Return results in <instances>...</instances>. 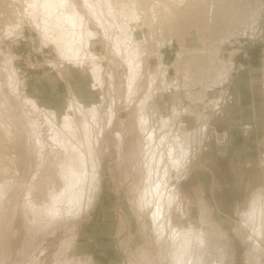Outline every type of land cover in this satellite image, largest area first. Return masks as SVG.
Returning a JSON list of instances; mask_svg holds the SVG:
<instances>
[{
    "label": "rangeland",
    "instance_id": "374dc122",
    "mask_svg": "<svg viewBox=\"0 0 264 264\" xmlns=\"http://www.w3.org/2000/svg\"><path fill=\"white\" fill-rule=\"evenodd\" d=\"M16 1L0 0V131L15 155L0 176V264H264V0H189L169 18L173 0ZM205 53L225 72L206 88L208 66L202 81L189 68ZM41 110L60 151L40 141ZM177 133L191 151L180 166ZM40 163L60 182L43 202L30 191Z\"/></svg>",
    "mask_w": 264,
    "mask_h": 264
},
{
    "label": "bare ground",
    "instance_id": "6f19581e",
    "mask_svg": "<svg viewBox=\"0 0 264 264\" xmlns=\"http://www.w3.org/2000/svg\"><path fill=\"white\" fill-rule=\"evenodd\" d=\"M10 1V0H9ZM12 1V0H11ZM18 1V0H17ZM17 1H16V3H17ZM49 0H43V6H44V4H47V2H48ZM57 0H54L53 1V3H55ZM60 1V0H59ZM62 1V0H61ZM65 1V0H64ZM189 0H187V1H185V0H173V2H172V7H173V9L172 8H170V6L168 5L169 3H171V2H168V3H163L162 1V4H163V7H162V11H163V15H167L166 16V18H169V17H172V16H174V14L175 15H177L178 13H177V11H179L180 12V14L181 15H184L185 13L183 12L186 8H185V6H182L184 3H185V5H187V3H189L188 2ZM208 1L209 0H207V3H208ZM24 2V1H23ZM28 2V1H27ZM164 2H166V1H164ZM187 2V3H186ZM10 3V2H9ZM12 4H13V2H11ZM42 3V2H41ZM62 4H63V1L61 2ZM194 3V2H193ZM197 3V2H196ZM196 3H194L195 5H196ZM210 3V2H209ZM212 3V2H211ZM8 4V3H7ZM32 4H33V1H32ZM56 4V3H55ZM55 4H54V7H56L55 6ZM60 4V3H59ZM161 4V5H162ZM174 4H176L177 6L176 7H179L178 8V10L177 9H175L176 7L174 6ZM27 5V4H26ZM30 5V4H29ZM33 5H35V4H33ZM49 5H51V3L49 4ZM49 5H47V6H49ZM57 5H58V2H57ZM194 5V6H195ZM204 5L206 6V4L204 3ZM219 5H221V4H219ZM11 6H13V5H11ZM11 6H9V7H11ZM15 6L16 7H14V8H16V11H18L19 9L17 8V5L15 4ZM37 6H39V5H37ZM40 6H42V5H40ZM61 6V5H60ZM59 6V7H60ZM133 6V5H132ZM181 6H182V9H181ZM188 6H190V4L188 5ZM202 6V5H201ZM44 7H46V6H44ZM196 7H199V5L198 6H196ZM196 7H193L194 9L196 8ZM204 7V6H203ZM207 7V6H206ZM213 7V6H212ZM211 7V8H212ZM222 7V6H221ZM220 7V8H221ZM13 8V7H12ZM13 8V9H14ZM28 8V7H27ZM27 8H26V10H27ZM33 8V7H32ZM48 8V7H47ZM53 8V7H52ZM131 8V7H130ZM184 8V9H183ZM190 8H191V6H190ZM189 8V9H190ZM219 8V6L217 5V10H219L218 9ZM35 9V8H34ZM44 9V8H43ZM46 9V8H45ZM175 9V10H174ZM194 9H192V10H194ZM213 9V8H212ZM223 9V8H222ZM36 10V9H35ZM38 10V9H37ZM55 10V9H54ZM176 11V12H174V11ZM191 10V11H192ZM197 10H199V9H197ZM205 10H207V8L205 9ZM209 10V9H208ZM63 11V10H62ZM135 11H136V9H135ZM188 11V10H187ZM194 11H196V10H194ZM210 11H211V9H210ZM209 11V12H210ZM213 11V10H212ZM211 11V12H212ZM216 11V10H215ZM215 11H213V12H215ZM219 11H221V10H219ZM218 11V12H219ZM13 12V11H12ZM26 13H27V11H25ZM55 12V11H54ZM161 12V11H160ZM182 12L184 13V14H182ZM193 12V11H192ZM204 12V11H203ZM210 12V13H211ZM15 13H18V12H14V14ZM188 13V12H187ZM194 13V12H193ZM192 13V14H193ZM197 13H198V11H197ZM199 13H201L200 11H199ZM199 13H198V15H199ZM205 13V12H204ZM13 14V15H14ZM36 14V13H35ZM56 14V13H55ZM60 14V13H59ZM58 14V15H59ZM64 14V13H63ZM160 14V13H159ZM179 14V15H180ZM195 14L196 13H194V15H192V17H193V19H195ZM1 15V14H0ZM10 15H12V14H10ZM28 15V14H27ZM37 16H38V14H36ZM67 15V14H66ZM66 15H64L65 17H67ZM74 15V14H73ZM117 15H118V13H117ZM138 13H135L134 12V8H132V10L130 9V13H129V15L128 16H132V17H134L135 16V18L136 17H138ZM187 15V14H186ZM197 15V19L199 20H196L197 22H194L195 20H193V22H194V24L196 23L197 25H199V29L202 31V30H205V20L203 21V25H202V21L199 19L200 17ZM212 15V14H211ZM210 15V18L212 17V19H214L213 18V16H211ZM217 15V14H216ZM219 15V14H218ZM29 16V15H28ZM36 16V17H37ZM60 16H63L62 14L60 15ZM59 16V17H60ZM116 16V15H115ZM127 16V15H126ZM140 16V15H139ZM188 16V15H187ZM200 16H201V14H200ZM206 16V15H205ZM215 16V15H214ZM30 17H33L32 15L30 16ZM35 17V18H36ZM55 17V16H54ZM81 17V16H80ZM184 17V16H183ZM14 18V21H16V18L17 17H13ZM56 18V17H55ZM62 18V17H61ZM67 18H71V17H67ZM76 18H78V16L76 17ZM129 18V17H128ZM160 18H161V14H160ZM181 18H182V16H181ZM187 18H190V17H187ZM217 18V17H216ZM9 19V18H8ZM34 19V18H33ZM38 19H39V17H38ZM44 19V18H43ZM43 19H42V16H40V20L41 21H43ZM45 19H47V18H45ZM54 19V18H53ZM69 19H67V20H69ZM116 19V18H115ZM155 19V18H154ZM174 19V18H173ZM172 19V20H173ZM179 19V18H178ZM177 19V20H178ZM185 17L182 19L184 22H185ZM202 19V18H201ZM204 19V18H203ZM219 19H221V18H219ZM9 20H11V19H9ZM8 20V21H9ZM39 20V21H40ZM48 20V19H47ZM56 20H58L57 18L55 19V21ZM71 20V19H70ZM73 20H75V18H73ZM79 20V19H78ZM139 20V19H138ZM207 20H208V17H207ZM3 21V20H2ZM7 21V20H6ZM7 21V22H8ZM13 21V22H14ZM49 21V20H48ZM47 21V22H48ZM60 21V20H59ZM58 21V22H59ZM62 21V20H61ZM64 22H65V20H63ZM76 21V20H75ZM81 21V20H80ZM80 21H79V23H80ZM83 21V20H82ZM118 21V20H117ZM180 21H181V19H180ZM43 22H45V21H43ZM42 22V23H43ZM52 22V21H51ZM69 22H72V21H69ZM68 22V23H69ZM78 22V21H77ZM156 22V21H155ZM154 22V23H155ZM158 22V21H157ZM209 22V21H208ZM207 22V23H208ZM220 22V21H219ZM221 22H223V21H221ZM4 23V22H3ZM49 23V22H48ZM47 23V24H48ZM54 23V22H53ZM56 23V22H55ZM68 23H65L66 25L68 24ZM76 23V22H75ZM82 23V22H81ZM177 23H179V22H177ZM183 23V22H182ZM212 23H213V21H212ZM215 23V22H214ZM218 23V22H217ZM5 24V23H4ZM45 25H47L46 23H44ZM62 24H63V22H62ZM163 25H164V23H162ZM180 24V23H179ZM195 24V25H196ZM14 26L16 25L17 26V22H14V24H13ZM13 25H11L10 26V28H12V27H14ZM40 25V24H39ZM44 25V26H45ZM56 25V24H55ZM66 25L64 26V27H66ZM69 25H70V23H69ZM69 25H67V27L69 26ZM78 25V24H77ZM79 25H81V24H79ZM119 25V24H118ZM162 25V26H163ZM166 25V24H165ZM188 25V24H187ZM36 26V25H35ZM49 26V25H48ZM157 26V25H156ZM181 26V25H180ZM182 26H183V24H182ZM57 27H59V26H57ZM63 27V28H64ZM79 27V26H78ZM153 27V26H152ZM221 27V26H220ZM9 28V27H8ZM19 29H20V27H18ZM40 28H42L41 26H40ZM45 28V27H44ZM43 28V30H46V29H44ZM61 28V27H60ZM74 28V27H73ZM80 28V27H79ZM161 28V27H160ZM14 29V28H13ZM49 29H50V26H49ZM9 30V29H8ZM17 30V29H16ZM42 29H40V31H41ZM71 30V29H70ZM87 30V29H86ZM165 30V29H164ZM4 31V30H3ZM10 31H11V29H10ZM50 31V30H49ZM69 31V30H68ZM79 31V30H78ZM77 31V32H78ZM152 31V30H151ZM19 32V30H17V33ZM45 32V31H44ZM55 32V31H54ZM59 32H60V30H59ZM70 32H72V31H70ZM74 32H76V31H74ZM87 32V31H86ZM13 33H14V31H13ZM83 33V32H82ZM82 33H80V34H82ZM88 33V32H87ZM91 33V32H90ZM90 33H88V34H90ZM49 34V33H48ZM59 34V33H58ZM66 35H67V33H65ZM72 34V33H71ZM79 34V35H80ZM83 34H85V33H83ZM82 34V35H83ZM49 35H53V36H56L54 33H53V31H50V34ZM49 35H47V36H49ZM66 35H65V37H63V38H66ZM74 35V34H73ZM44 36H46V35H44ZM58 36V35H57ZM68 36H69V34H68ZM86 36V35H85ZM50 37V39H52L51 38V36H49ZM88 37V36H87ZM45 38H47V37H45ZM53 38H55V37H53ZM70 39H71V35H70V37H69ZM76 38V37H75ZM80 38H81V36H80ZM82 38H83V36H82ZM66 39H68V38H66ZM86 39V38H85ZM124 39V38H123ZM57 40H58V38H57ZM65 40V39H64ZM72 40V39H71ZM74 40V39H73ZM79 40H81V39H79ZM87 40V39H86ZM86 40H85V42H86ZM155 40V39H154ZM78 41V40H77ZM125 41V40H124ZM55 42H56V39H55ZM62 42V41H61ZM60 42V43H61ZM66 42V41H65ZM69 42V41H68ZM75 42V41H74ZM80 42H83L82 40L80 41ZM63 43H64V41H63ZM72 43V42H71ZM84 43V42H83ZM140 43V42H139ZM158 43V42H157ZM58 44V43H57ZM66 44V43H65ZM69 44V43H68ZM86 44H87V42H86ZM127 44V43H126ZM63 45V44H62ZM70 45V44H69ZM75 45H77V43L75 44ZM80 45H82V44H80ZM84 45V44H83ZM82 45V46H83ZM57 46V45H56ZM59 46V45H58ZM60 46H61V44H60ZM74 46V45H73ZM79 46V43H78V45H77V47ZM82 46H79V47H82ZM144 46V45H143ZM62 47H64V46H62ZM71 47V46H70ZM65 48H67V44H66V46H65ZM83 48V47H82ZM145 48V47H144ZM75 49H77V48H75ZM74 49V50H75ZM84 49H85V46H84ZM140 49H141V46L140 45H136V44H133V46L131 47V52L134 54V56L136 57H138V55H140ZM58 50H59V47H58ZM61 50H63L62 48H61ZM67 50V49H66ZM73 50V49H72ZM78 50H80V48L78 49ZM83 50V49H82ZM85 50H87V49H85ZM68 51V50H67ZM69 51H70V49H69ZM68 51V52H69ZM81 51V50H80ZM84 51V50H83ZM65 52V51H64ZM70 52H72L73 53V51H70ZM79 52V51H78ZM78 52L76 53V52H74V53H76V54H78ZM131 52H129L130 54H131ZM66 53V52H65ZM71 53V54H72ZM73 53V54H74ZM82 53V52H81ZM81 53L80 54H78V55H81ZM86 53V52H85ZM75 54V55H76ZM142 54V53H141ZM64 55V54H63ZM83 55V54H82ZM214 54H204L202 57H200V59L202 60V62L201 63H199L198 65H195V64H190V66H189V68L191 67V72L195 75V76H197V79L199 80V81H202L203 80V77H202V67L203 66H205V65H207L208 66V68H209V71H208V75H209V77H210V81L208 82V83H206L205 84V82H203V87L204 88H206L207 86H209V85H207V84H210V85H212V84H214V83H217V82H219L220 80H221V78L223 77V75H224V71H223V69L219 66V65H216L215 64V62H214V56H213ZM85 56V55H84ZM65 57V56H64ZM78 57V56H77ZM129 57V56H128ZM72 58V57H71ZM81 58V57H80ZM80 58H79V60H80ZM131 58V57H130ZM140 58V57H139ZM74 60V59H73ZM129 60V59H128ZM132 60V59H131ZM138 59H136L135 61L133 60V62H132V67H136L137 66V64H139L138 63ZM130 62V61H129ZM179 62V61H178ZM131 64V63H130ZM129 64V65H130ZM183 64V63H182ZM181 65V64H180ZM1 69V68H0ZM9 69V68H8ZM12 69V68H11ZM137 69V68H136ZM188 69V68H187ZM190 70V69H189ZM3 74V73H2ZM3 76V75H2ZM3 77H6V76H3ZM2 79V78H1ZM2 81H4V80H2ZM198 81V82H199ZM7 82V81H6ZM130 83V82H129ZM176 83V82H175ZM7 84V83H6ZM201 84H202V82H201ZM3 86H6L4 83H3ZM174 86H176L177 87V83L176 84H174ZM7 88H9V87H7ZM5 89V88H4ZM9 90V89H8ZM11 91V90H10ZM9 92V91H8ZM5 93H7V90L5 91ZM9 95V99H10V101L13 103V104H17L18 103V99L14 96V93H8ZM17 94V93H16ZM7 96V97H8ZM178 99V98H177ZM18 105V104H17ZM22 106H23V104H22ZM26 108H27V111L30 113V114H33L35 111H37L36 110V107H35V105H34V103L30 100V101H26ZM25 109V108H24ZM142 109V108H141ZM174 109V108H173ZM177 111V110H176ZM39 112V111H38ZM39 117L38 118H36L37 120H39L40 121V128H41V131H40V141L41 142H44V143H46L45 145H47V148H48V151H49V149L50 148H52V150L54 149V152H57V150L58 151H60L59 150V148L57 147L58 146V144H57V142H56V139H55V136H54V132H53V130H50V129H48V125H47V122H46V113L44 112V111H40L39 113ZM179 115V113L178 112H175L174 111V117L173 118H177V116ZM160 120H162L161 118H160ZM167 122V121H166ZM202 122V121H201ZM162 125L160 126V128L159 129H161L162 130V128L164 127L163 125H166V123H165V120L164 121H161L160 122ZM159 123V124H160ZM200 125L201 124H199V127H200ZM39 126V125H38ZM158 126V125H157ZM65 129H67L66 128V126H63ZM39 128V127H38ZM63 128V129H64ZM205 129V125H203V127H202V130H200V134L202 133V131ZM154 130V129H153ZM57 132V131H56ZM59 134V133H58ZM193 134V133H192ZM198 134V133H197ZM196 134V135H197ZM156 136H158V135H156L155 134V132L153 131V132H151L150 133V135L148 136V139L146 140V142H145V145L146 146H149L150 144H151V142H153L154 140H155V137ZM167 136V135H166ZM186 136V135H185ZM185 136H183L181 133L180 134H178L177 133V135H175L173 138H172V140L170 141V145H169V157H170V162L173 164V162H176L174 165H181V163H182V160H189L188 159V154H190V150L188 151V153H186V152H184V150H187V147L188 146H184V143H183V140H182V137H185ZM163 137V136H162ZM57 138V137H56ZM195 138H197V136L195 137ZM162 139V138H161ZM192 139H193V137H192ZM58 140H59V137H58ZM166 140V139H165ZM61 141V140H60ZM158 141V140H157ZM59 143V142H58ZM158 143V142H157ZM160 143V142H159ZM188 143V142H187ZM193 144V143H192ZM59 145H60V143H59ZM61 146V145H60ZM189 146H190V144H189ZM154 147H156V146H154ZM45 148V147H44ZM194 148H196L195 146H194ZM197 148H199V147H197ZM146 149H148V147L146 148ZM155 149V148H154ZM47 150V149H46ZM199 150V149H198ZM61 151H63V150H61ZM47 152V151H46ZM64 152V151H63ZM148 152V151H147ZM0 153H3V155L2 156H0V157H2L3 158V160H4V162H5V166H4V168H3V173H0V176L1 177H3V176H5V177H11L12 178V176L15 174V169H14V167H13V163H14V156H13V153H14V151H13V149H12V147L11 146H9L8 144H7V142H6V140H5V137L4 136H2V134H1V131H0ZM49 153V152H48ZM59 153V152H58ZM146 153V152H145ZM154 153V152H153ZM195 153V152H194ZM54 154H56V153H54ZM53 154V155H54ZM166 154V153H165ZM196 154V153H195ZM51 155V154H50ZM62 156H63V154H61ZM151 155V154H150ZM56 156V155H55ZM61 156V157H62ZM42 157V156H41ZM50 158V157H49ZM48 158V159H49ZM56 158V157H55ZM59 158H60V155H59ZM58 158V159H59ZM63 158V157H62ZM162 158V157H161ZM45 159H46V157H45ZM57 159V158H56ZM38 160V159H37ZM145 160V159H144ZM160 160V159H159ZM39 161V160H38ZM46 161H47V159H46ZM46 161H44V164L46 163ZM58 161V160H57ZM162 161V160H161ZM40 162L42 163V160H40ZM48 162V161H47ZM51 162H52V160H51ZM41 163H40V165H41ZM49 163V162H48ZM60 163H61V161L58 163L59 165H60ZM146 163V162H145ZM43 164V163H42ZM171 164V165H172ZM185 164V163H184ZM4 165V164H3ZM47 165V164H46ZM51 164H49V166H50ZM58 165V166H59ZM63 164H61V166H62ZM66 164H64V166H65ZM183 166V165H182ZM2 167V166H1ZM41 167H42V169L41 170H39L40 172L37 174V177L33 180L34 181V183H33V185H32V187H31V189H30V191H31V193H32V195L35 197V199L36 200H38V201H42V200H44V199H47V195H46V188L47 187H49V186H51L52 184H54V185H56L57 186V188H58V186H60V182H59V180L56 178V176H57V173H56V171L54 170V168L52 167V166H50V167H46L45 165H41ZM56 167V166H55ZM66 167V166H65ZM174 167V166H173ZM167 168V167H166ZM178 168V167H177ZM60 169V168H59ZM149 169V168H148ZM60 170H62V169H60ZM64 170V169H63ZM62 170V171H63ZM61 172V171H60ZM158 172V171H157ZM72 175H70V177H71ZM162 176V175H161ZM169 176V175H168ZM10 178V179H11ZM156 182V181H155ZM70 183V182H69ZM53 185V186H54ZM52 187V186H51ZM55 187V186H54ZM152 187V186H151ZM50 188V187H49ZM56 188V187H55ZM160 188V187H159ZM158 188V189H159ZM154 189H156V188H154ZM165 190V189H164ZM49 191V190H48ZM54 191H55V189H54ZM61 191V190H60ZM92 191H94V190H92ZM91 191V192H92ZM157 191V190H156ZM63 192V191H62ZM161 193V192H160ZM157 194H158V192H157ZM159 196V195H158ZM49 197V196H48ZM161 197V196H160ZM50 198V197H49ZM81 199V198H80ZM68 200V199H67ZM73 200H75V199H73ZM77 200V199H76ZM79 200V199H78ZM145 200V199H144ZM43 202V201H42ZM74 202H76V201H74ZM161 202V201H160ZM68 203H69V205L71 206V204H72V195L71 196H69V200H68ZM67 203V204H68ZM82 203V202H81ZM159 205V204H158ZM77 206V205H76ZM159 213V212H158Z\"/></svg>",
    "mask_w": 264,
    "mask_h": 264
},
{
    "label": "crops",
    "instance_id": "0c3cea01",
    "mask_svg": "<svg viewBox=\"0 0 264 264\" xmlns=\"http://www.w3.org/2000/svg\"><path fill=\"white\" fill-rule=\"evenodd\" d=\"M216 102H218L219 104L221 103V99H220V101H218V100H216ZM217 105V104H216ZM218 106V105H217ZM161 118V117H160ZM162 119V118H161ZM170 121V120H169Z\"/></svg>",
    "mask_w": 264,
    "mask_h": 264
}]
</instances>
